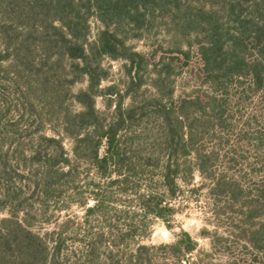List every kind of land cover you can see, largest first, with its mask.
I'll list each match as a JSON object with an SVG mask.
<instances>
[{
  "label": "trees",
  "instance_id": "trees-1",
  "mask_svg": "<svg viewBox=\"0 0 264 264\" xmlns=\"http://www.w3.org/2000/svg\"><path fill=\"white\" fill-rule=\"evenodd\" d=\"M156 28L164 39L150 37ZM132 38H148V51H136ZM106 58L129 65L110 115L96 107ZM149 68L154 94L140 97ZM183 74L191 88L176 94ZM242 79L264 105V0H0V211L9 210L0 219V264H201L189 259L198 243L188 232L171 244L140 240L151 218L173 214L181 182L195 171L212 181V194L240 198L216 176L218 154L204 139L227 123V98ZM81 81L87 86L74 92ZM149 115L159 121L152 135L136 129ZM66 139L94 177L81 180ZM26 187L32 220L54 204L82 208L81 222L69 217L50 233L34 231ZM261 216L248 233L256 248L264 247Z\"/></svg>",
  "mask_w": 264,
  "mask_h": 264
},
{
  "label": "rangeland",
  "instance_id": "rangeland-1",
  "mask_svg": "<svg viewBox=\"0 0 264 264\" xmlns=\"http://www.w3.org/2000/svg\"><path fill=\"white\" fill-rule=\"evenodd\" d=\"M91 25L93 39L99 23L93 18ZM164 35L163 28H156L150 37L164 39ZM129 44L142 53L149 48L148 38H132ZM103 63L108 70V77L102 82L104 94L97 97L96 107L110 115L118 100V96L114 94H124L126 91L129 65L125 60L109 58L104 59ZM150 77L151 68L146 71V85L143 86L140 97L154 94ZM241 81L235 83L227 98V123L223 128L211 131L204 139L205 148L218 154L213 167L216 176L221 175L232 181L240 198L234 200L231 192L212 194V181L203 179L195 171L190 183L181 182V192L172 200L173 214L166 215L165 219L151 218L150 234L140 240L141 244H171L178 240L182 232H188L198 243L197 251L189 257L191 261L201 264H232L234 261L240 264H264V247H253L248 240L249 231L260 224L261 215H264V208L260 209V205H264V142L259 140L260 132L264 131V105L261 103V92L250 86L249 79ZM174 85L178 94L190 89L192 82L183 74L176 78ZM86 86V81H81L73 86V91L77 92ZM109 87H114L113 94H110L112 91H107ZM124 103L129 104L130 99L126 97ZM72 108L79 110L80 106L74 103ZM136 129L149 135L155 134L159 129V121L149 115L137 124ZM65 145L72 163L79 165L81 180L94 177L89 164L76 161L72 154V141L66 139ZM23 191L22 197L28 199L26 224L41 235L50 233L69 217L77 224L81 222L82 208L75 206L59 211L54 204L46 214L38 215L32 220L34 195L28 187ZM81 191L80 194H73L74 200L83 199V189ZM65 203L58 205H66ZM252 213L255 217L250 219ZM8 216L9 210L4 207L0 211V219ZM20 217L26 216L21 214Z\"/></svg>",
  "mask_w": 264,
  "mask_h": 264
}]
</instances>
